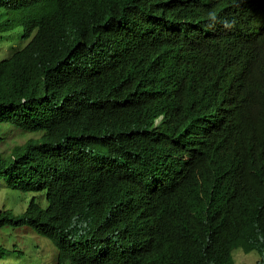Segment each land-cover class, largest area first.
<instances>
[{
    "label": "trees",
    "instance_id": "obj_1",
    "mask_svg": "<svg viewBox=\"0 0 264 264\" xmlns=\"http://www.w3.org/2000/svg\"><path fill=\"white\" fill-rule=\"evenodd\" d=\"M210 2L0 0V35L20 28V40L28 41L0 61V149L8 131L31 135L0 150V189L25 204L19 213L0 208V229H30L47 239L55 264H205L203 259L215 256L203 242L182 249L184 218L175 211L180 197L190 202L187 207H199L196 178L185 174L193 166L217 165L229 174L224 179L208 174L218 181L209 198L218 213L264 196V19L255 48L228 68L231 77L217 78L201 68L182 79L154 48L168 24L197 29L188 20ZM164 84L176 95L162 93ZM159 115L170 122L157 140L140 133L141 118L150 126ZM96 147L102 152L94 162L100 170L92 176L86 163ZM195 154L184 169L174 159ZM155 155L157 165L144 175L147 185L141 192L139 184L131 185L130 193L139 195L138 210L156 229L159 247L96 248L127 223L126 218L114 229H100L110 212L126 215L109 187L123 171L101 173L103 164L123 158L136 167L140 158ZM231 180L246 200L236 203L222 190ZM260 217L264 206L239 211L242 239L254 237L251 225ZM4 255L0 247V258Z\"/></svg>",
    "mask_w": 264,
    "mask_h": 264
},
{
    "label": "clouds",
    "instance_id": "obj_2",
    "mask_svg": "<svg viewBox=\"0 0 264 264\" xmlns=\"http://www.w3.org/2000/svg\"><path fill=\"white\" fill-rule=\"evenodd\" d=\"M209 5V7L204 6L196 10L188 20L195 23L197 29L181 22L168 24L159 36L161 41L154 47L158 48L156 49L157 54L162 55L167 65L173 67L182 79L191 78L201 68L213 73L217 78L231 77L228 68L232 62L243 58L244 52L255 48L262 31L258 23L264 19V9L259 0H211ZM249 16L253 17L252 20H248ZM168 87L170 85H162L161 92L166 94L171 92L172 95H176V90L170 91ZM135 99L136 102L142 101L139 98ZM169 122L164 115H159L153 119L150 126H145L141 118L140 133H144L145 136L152 134L157 140V133ZM100 143L107 144L103 139H100ZM101 153V150L96 147L89 162L86 163V170L92 176L100 170L94 162L96 155H101ZM197 156L196 154L187 156L179 161V155L174 159L178 160L180 168L184 169ZM158 157L155 155V157L140 158L136 167L123 158L120 163L115 158H110L103 164L101 173L123 171V178L111 183L109 187L116 189V197L126 215L116 217L115 212H110L100 229H114L126 218L127 223L115 235L97 242L96 248H113L126 244L137 250L154 252L159 247L160 238L156 229L141 216L138 210L139 195L136 197L135 193H130L131 185L136 188L139 184L140 192L145 188L147 181L144 175L157 165ZM185 174L196 178L195 202L199 207L197 210L191 206L187 207L190 202L180 197L175 212L184 218L186 231L181 240L182 249L186 250L192 241L203 242L211 245L216 251L211 259H203L205 264H227L229 258L230 264H234L232 252L236 249L242 251L238 254L239 257L256 253L259 256L256 264H262L264 260V253L261 252L264 246V217L253 221L251 226L254 237L249 240L239 236L237 232L239 226L236 221L240 210L246 211L252 206H264V196L255 195L241 207L232 203L227 211L218 213L209 204V198L218 190L215 188L218 181L216 177H210L208 174L219 175L222 179L229 174L217 165H208L200 170H196L193 166L192 170ZM103 183L106 184L105 181ZM175 183L176 181L173 180L170 184ZM221 185L222 190L227 189L233 194L236 203L247 199L248 195L239 190L234 180ZM168 245L174 253L177 252V246L172 239L168 240ZM97 256L99 255L95 257Z\"/></svg>",
    "mask_w": 264,
    "mask_h": 264
},
{
    "label": "rangeland",
    "instance_id": "obj_3",
    "mask_svg": "<svg viewBox=\"0 0 264 264\" xmlns=\"http://www.w3.org/2000/svg\"><path fill=\"white\" fill-rule=\"evenodd\" d=\"M21 29L16 28L0 35V61L9 57L15 50L25 46L28 41H21L19 35ZM31 135L23 134L20 131H8L5 142L0 150L9 151L15 145L22 144ZM12 191L0 189V208H13L16 213L24 209L25 204L21 197H11ZM0 247L5 250V255L0 258V264H55L54 248L47 241L35 234L30 229H0ZM39 247V248H38ZM24 252V253H23ZM242 253L240 249L232 252L234 264H256L259 256L256 253L248 255Z\"/></svg>",
    "mask_w": 264,
    "mask_h": 264
}]
</instances>
